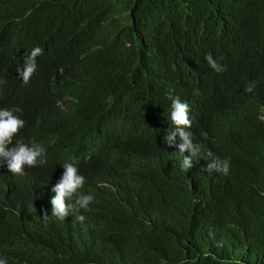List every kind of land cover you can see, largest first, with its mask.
I'll return each instance as SVG.
<instances>
[{"label":"trees","instance_id":"trees-1","mask_svg":"<svg viewBox=\"0 0 264 264\" xmlns=\"http://www.w3.org/2000/svg\"><path fill=\"white\" fill-rule=\"evenodd\" d=\"M169 95L201 147L187 171L190 153L163 143ZM17 107L16 139L46 163L0 164L7 264H264V0H0V109ZM213 158L227 175L204 171ZM65 163L94 201L60 221Z\"/></svg>","mask_w":264,"mask_h":264},{"label":"clouds","instance_id":"clouds-1","mask_svg":"<svg viewBox=\"0 0 264 264\" xmlns=\"http://www.w3.org/2000/svg\"><path fill=\"white\" fill-rule=\"evenodd\" d=\"M43 54V49L35 47L30 54H25L22 67H17V72L26 85L30 82L32 76L36 72L37 63L36 58ZM209 66L216 72L224 70L222 65H219L213 57L209 54L205 57ZM256 87L254 82L246 87L245 91L252 93ZM169 95V106L166 113L171 110L170 118L174 125V130L167 131L163 137V143L168 147H177L179 152L184 154L189 152L190 156H184L181 164V169L187 171L193 166V158L199 156L201 147L194 143L193 133L188 129L192 126V121L189 117L190 107L188 103L184 102V98L174 97ZM20 108L14 109H0V164L6 163L7 168L13 175H25V167H36L38 164L46 163L42 159L45 149L39 145L29 146L21 139H16L21 129L25 126V121L19 118L14 113L20 112ZM264 119V114L260 116ZM15 140V144L13 142ZM179 140V143H177ZM211 156V153H209ZM64 171L60 180L52 187L54 195L51 197V215L60 221H63L69 216L70 212L84 209L87 210L89 205L93 203L94 197L92 195H83L80 190L85 184V177L79 174L78 168L71 163L63 165ZM204 171L209 173L213 171L222 172L227 175L229 171V161L227 159L220 160L213 158L206 165ZM47 212L44 217L47 218ZM77 219L83 223L85 217L80 215ZM210 254L205 252L204 256ZM0 264H7L5 259H0ZM191 264H196L195 258ZM222 264H242L240 259H232L223 261Z\"/></svg>","mask_w":264,"mask_h":264}]
</instances>
